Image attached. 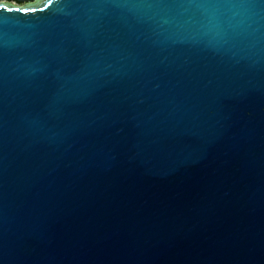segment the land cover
<instances>
[{
  "label": "water",
  "instance_id": "1",
  "mask_svg": "<svg viewBox=\"0 0 264 264\" xmlns=\"http://www.w3.org/2000/svg\"><path fill=\"white\" fill-rule=\"evenodd\" d=\"M0 264H264V0H0Z\"/></svg>",
  "mask_w": 264,
  "mask_h": 264
},
{
  "label": "rangeland",
  "instance_id": "2",
  "mask_svg": "<svg viewBox=\"0 0 264 264\" xmlns=\"http://www.w3.org/2000/svg\"><path fill=\"white\" fill-rule=\"evenodd\" d=\"M7 1H11V2L16 3V4H22V3H24L26 0H7Z\"/></svg>",
  "mask_w": 264,
  "mask_h": 264
},
{
  "label": "snow or ice",
  "instance_id": "3",
  "mask_svg": "<svg viewBox=\"0 0 264 264\" xmlns=\"http://www.w3.org/2000/svg\"><path fill=\"white\" fill-rule=\"evenodd\" d=\"M33 11H35V9H32Z\"/></svg>",
  "mask_w": 264,
  "mask_h": 264
}]
</instances>
